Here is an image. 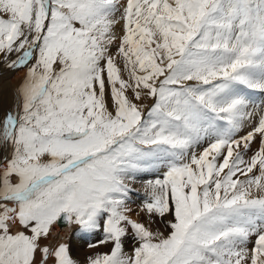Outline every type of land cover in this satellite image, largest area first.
<instances>
[{"label":"snow or ice","instance_id":"snow-or-ice-1","mask_svg":"<svg viewBox=\"0 0 264 264\" xmlns=\"http://www.w3.org/2000/svg\"><path fill=\"white\" fill-rule=\"evenodd\" d=\"M0 67V264H264V0H0Z\"/></svg>","mask_w":264,"mask_h":264},{"label":"rangeland","instance_id":"rangeland-1","mask_svg":"<svg viewBox=\"0 0 264 264\" xmlns=\"http://www.w3.org/2000/svg\"><path fill=\"white\" fill-rule=\"evenodd\" d=\"M24 71L25 70L10 71V70H7L3 67H0V79H4L5 77H7V81H5V79H4V81L6 82L5 87H11L10 97H12L13 90L15 89L17 82L23 77ZM13 87H14V89H13ZM148 178H151V177L145 176V177H142L141 179H148ZM135 188L138 190L139 195L134 196L135 202H134V204L131 205L133 208H136L140 204L141 198L143 196V189L139 183H137L135 185ZM64 229H68L67 230L68 234L65 236L66 237L65 241L68 242L70 245L72 257L78 261V264H86V258L90 254H92V253L87 252V250H86L88 248V242L89 241L96 242L98 239L101 238L100 233L97 232L95 235L84 234V233L79 232L78 226H75V225H73L71 227L66 226L62 230H64ZM57 230L59 231L58 227H57ZM62 230H60V231H62ZM75 241L78 242V245L80 246V249L78 252L76 251V248L74 246ZM130 246H131V244H130V242H128L126 244V247H130ZM96 250L97 251H106L107 248L101 246Z\"/></svg>","mask_w":264,"mask_h":264},{"label":"bare ground","instance_id":"bare-ground-1","mask_svg":"<svg viewBox=\"0 0 264 264\" xmlns=\"http://www.w3.org/2000/svg\"><path fill=\"white\" fill-rule=\"evenodd\" d=\"M4 79H5V81H7V77H5ZM4 79H0V95H2L5 103L7 104V102H9L10 99H11V97H10V95H11L10 94L11 87H5L6 82L4 81ZM19 81L17 82V84L19 83ZM17 84H16V86H17ZM13 89H14V87H13ZM253 95L255 96V98L257 99V102H258L260 100V98H261V94L257 92V93H254ZM57 227L59 228V231L58 232L61 233L60 234V238L63 239V240H65L66 239L65 236L68 234V232H67L68 229L62 230L63 228L66 227L63 224L58 225ZM60 230H62V231H60ZM74 246L76 248V251L78 252L79 249H80V246L78 245V242L75 241L74 242ZM86 250L89 253H92V251H93V250H90L89 248H87Z\"/></svg>","mask_w":264,"mask_h":264},{"label":"water","instance_id":"water-1","mask_svg":"<svg viewBox=\"0 0 264 264\" xmlns=\"http://www.w3.org/2000/svg\"><path fill=\"white\" fill-rule=\"evenodd\" d=\"M61 225V224H60Z\"/></svg>","mask_w":264,"mask_h":264}]
</instances>
